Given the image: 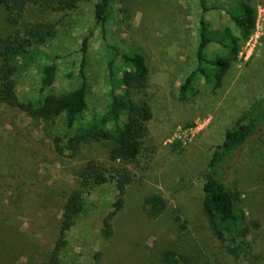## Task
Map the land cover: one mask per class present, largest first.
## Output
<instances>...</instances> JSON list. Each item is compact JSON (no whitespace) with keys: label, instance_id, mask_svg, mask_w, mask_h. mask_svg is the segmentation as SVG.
<instances>
[{"label":"rangeland","instance_id":"1","mask_svg":"<svg viewBox=\"0 0 264 264\" xmlns=\"http://www.w3.org/2000/svg\"><path fill=\"white\" fill-rule=\"evenodd\" d=\"M96 2L80 0L69 12L29 5L25 12L24 21H56L57 32L16 75L19 97L27 101L40 96L41 69L48 61L58 69L49 93L75 88L81 43L92 31L86 55L90 94L87 109L72 129H67L63 116L46 122L0 103V264H48L63 203L80 188L76 169L88 158L109 162L106 142L88 141L72 157L58 153L55 141L65 142L103 113L109 98L111 46L145 57L148 76L131 90L135 100H148L154 112L146 143L152 158L133 168L137 181L128 188L112 239L102 236L101 224L112 208L114 183L87 192L85 209L67 235L63 264H92L96 252L103 254V264H163L161 253L168 247L184 252L193 264H264V128L235 150L224 169L226 181L243 192L244 210L261 221L249 236L253 243L249 256L226 253L209 228L202 204L204 175L214 149L247 107L264 97V0H251L256 28L241 41L239 59L221 82L215 86L198 76L185 99L180 97V86L196 63L199 1L112 0L104 30L94 17ZM237 2L208 0L209 5L219 6L205 15L212 28L228 26L240 36L225 11ZM13 30L0 4V50L1 39ZM222 50L211 43L205 56L213 58ZM116 67L129 85L124 75L128 68L120 58ZM176 141L182 142L179 150L173 148ZM152 192L168 203L157 219L142 212L143 198ZM176 214L184 220V228L175 220Z\"/></svg>","mask_w":264,"mask_h":264},{"label":"trees","instance_id":"2","mask_svg":"<svg viewBox=\"0 0 264 264\" xmlns=\"http://www.w3.org/2000/svg\"><path fill=\"white\" fill-rule=\"evenodd\" d=\"M80 0H0L6 11L7 22L14 27L13 32L1 39L0 50V103L16 108L30 116L46 122H53L63 116L67 129L77 124L80 116L88 107L90 84L86 73V55L92 31L81 43L82 60L78 70L79 83L72 90L59 94L49 93L57 76L54 61L43 64L41 69L40 96L34 100H22L17 91L16 75L28 67L33 55L41 45L57 32V22L52 20L24 21L29 5L40 10L69 12L77 8ZM201 14L198 20V41L196 45V63L180 86L181 99L187 98L198 76L205 83L218 85L232 63L239 59L241 41L253 34L257 24V12L251 0H238L225 11L240 30L236 35L228 26L212 28L206 13L214 8L208 0H198ZM112 0H97L94 5L96 22L104 30L109 16ZM217 43L223 50L213 58L205 56L206 48ZM113 53L108 58L109 98L103 113L68 136L64 142L56 139L58 153L68 152L75 157L88 141L106 142L109 147V162L88 158L76 169L80 188L74 189L65 199L59 219V233L50 252L48 264H63L62 252L67 245V235L73 229L86 205V194L97 186L113 182L116 194L112 208L102 219L101 234L105 239L115 235V220L126 206L128 188L137 181L134 167L142 166L143 159L152 158V150L147 146L150 122L154 112L146 99L135 100L131 86L142 85L148 76L145 57L140 52L127 53L111 46ZM120 58L127 66L124 75L129 79L126 84L119 77L116 60ZM133 83V85L131 84ZM214 86V87H215ZM123 116L126 118L124 119ZM264 128V97L254 100L233 127L226 130L223 143L216 146L207 164L205 181L202 186L203 209L210 230L221 247L235 257L249 256L253 243L249 236L261 226L257 217H250L243 208V192L231 186L224 177V169L235 150ZM175 150L182 148V142L173 144ZM168 203L160 193L152 192L143 198L142 212L149 219L161 217ZM175 220L181 228L184 220L179 214ZM163 264H193L184 252L168 247L161 253ZM92 264H103V254L96 252Z\"/></svg>","mask_w":264,"mask_h":264}]
</instances>
